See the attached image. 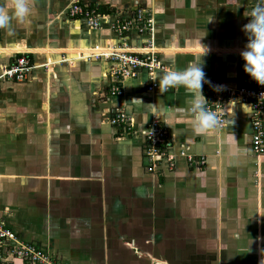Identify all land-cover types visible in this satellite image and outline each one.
Returning a JSON list of instances; mask_svg holds the SVG:
<instances>
[{"label": "crops", "instance_id": "1", "mask_svg": "<svg viewBox=\"0 0 264 264\" xmlns=\"http://www.w3.org/2000/svg\"><path fill=\"white\" fill-rule=\"evenodd\" d=\"M72 1L32 0L26 20L0 28V68L21 54L32 64L25 81H0V222L56 264H264V154L251 151L248 106L222 104L225 126L194 133L184 87L147 91L200 58L206 77L246 86L255 0H76L102 16L98 29L67 18ZM137 8L152 13L160 69L117 82L113 63L85 56L142 46L110 28ZM119 111L132 133L108 123ZM153 116L170 159L148 172L141 132Z\"/></svg>", "mask_w": 264, "mask_h": 264}, {"label": "built area", "instance_id": "2", "mask_svg": "<svg viewBox=\"0 0 264 264\" xmlns=\"http://www.w3.org/2000/svg\"><path fill=\"white\" fill-rule=\"evenodd\" d=\"M257 3H264L263 0H255L253 7ZM251 8V9H252ZM250 9V10H251ZM66 16L71 20H84L90 29L100 27L101 15L95 11L82 6L78 1H72L66 9ZM250 14V13H249ZM250 17V15H249ZM110 28L118 36L135 32L139 36H145L142 46L130 49L114 46L105 48H92L87 52L85 58L93 61L104 60L114 64L115 69L112 77L117 82L136 77L139 71L145 72L148 76L159 69L152 44V34L154 31V21L151 11L144 8L135 9L133 15L125 20H114ZM32 64L25 54L13 59L11 64L0 68V81L22 82L31 72ZM213 85L222 84L216 79L206 77ZM162 90L156 84L147 87L148 92ZM203 90L210 93L211 101L206 105V109L212 112L217 120L214 129H221L225 126V117L222 112V104H246L250 113V147L254 155L264 154V86L258 85L250 78L248 84L239 88H226L222 91H214L208 84H204ZM109 95L119 96L118 88L110 89ZM108 123L123 131L132 133L133 125L131 117L122 112H115L109 118ZM145 140L143 159L146 170L152 172L156 166L166 159L167 156V133L161 126L157 117H151L149 124L141 132ZM170 167L171 164H170ZM8 258H16L27 264H56L42 250L36 246L21 241L14 233L6 229L0 222V264H6Z\"/></svg>", "mask_w": 264, "mask_h": 264}, {"label": "clouds", "instance_id": "3", "mask_svg": "<svg viewBox=\"0 0 264 264\" xmlns=\"http://www.w3.org/2000/svg\"><path fill=\"white\" fill-rule=\"evenodd\" d=\"M31 4L32 0H14L10 12L0 10V28H7L12 18L26 20ZM249 15L248 23L243 26L248 42L239 55L244 61V72L258 85L264 86V3H257L250 10ZM207 51L206 48L205 53ZM156 80L158 87L164 91L182 86L189 93L191 99L188 101L186 110L191 114V126L194 133H210L216 128V117L206 109L208 101L202 93V87L208 84L214 91L219 92L226 86L213 85L206 78L201 58L183 69L172 66L168 72L158 74Z\"/></svg>", "mask_w": 264, "mask_h": 264}, {"label": "trees", "instance_id": "4", "mask_svg": "<svg viewBox=\"0 0 264 264\" xmlns=\"http://www.w3.org/2000/svg\"><path fill=\"white\" fill-rule=\"evenodd\" d=\"M212 257L211 256H207V257H199V258H194L189 260L190 264H208L210 263V261H212Z\"/></svg>", "mask_w": 264, "mask_h": 264}, {"label": "rangeland", "instance_id": "5", "mask_svg": "<svg viewBox=\"0 0 264 264\" xmlns=\"http://www.w3.org/2000/svg\"><path fill=\"white\" fill-rule=\"evenodd\" d=\"M155 56H156V59H157V61H158V58H157V55L155 54ZM98 61V60H97ZM158 63H159V61H158ZM159 69H160V64H159ZM23 81H25V79L23 80ZM22 81V82H23Z\"/></svg>", "mask_w": 264, "mask_h": 264}]
</instances>
